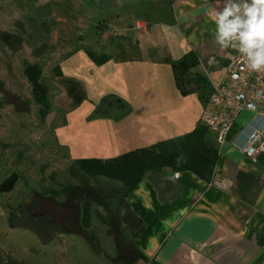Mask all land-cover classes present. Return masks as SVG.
Here are the masks:
<instances>
[{"label": "crops", "instance_id": "1", "mask_svg": "<svg viewBox=\"0 0 264 264\" xmlns=\"http://www.w3.org/2000/svg\"><path fill=\"white\" fill-rule=\"evenodd\" d=\"M94 1L95 15H101L88 43L98 50L68 48L54 67L58 80L75 83V92L64 84L66 100L53 105L45 85L50 107L40 119L50 131H38L45 146L32 150L38 179L32 176L30 192L37 199H21L20 191L10 196L21 189L19 167L3 172L9 158L0 137V264H264V155L252 164L238 147L250 133L253 113L237 117L222 148L214 132L205 135L220 151L213 178L218 186L165 169L146 173L127 192L122 183L88 177L76 165L194 130L213 86L238 52L215 40L213 15L224 0ZM76 41L82 39L70 44ZM191 51L198 61L191 73L199 83L192 84L195 92L183 94L173 67ZM88 52L103 57L101 63ZM12 101L24 109L19 99ZM261 112L264 117V105ZM71 165L77 170L72 181ZM73 189L82 197L71 199ZM85 203L88 228L80 220Z\"/></svg>", "mask_w": 264, "mask_h": 264}, {"label": "rangeland", "instance_id": "2", "mask_svg": "<svg viewBox=\"0 0 264 264\" xmlns=\"http://www.w3.org/2000/svg\"><path fill=\"white\" fill-rule=\"evenodd\" d=\"M94 5V0H0V137L9 158L4 161L6 169L3 172L8 175L11 166H18L16 176L21 186L10 194L12 199L19 191L22 192L21 199H37L34 193L32 195L34 188L30 187L32 176L38 179L37 172L33 174L32 150L45 146V135L44 139L41 136L50 131L39 117V106L33 101L24 70L29 65L38 64L43 70L41 83L49 88L48 96L53 105L66 100L64 84H70L72 94L74 88L71 84L75 83L58 80L54 67L59 64L61 53L66 54L68 48L73 50L78 46L76 51L98 50L92 42L88 43V39H93L96 34L94 22L98 21V16L100 20L101 15H95ZM83 21L88 23L87 27H83ZM74 37H80L82 42L71 45L70 40ZM209 92L205 89L204 96ZM12 98L24 103V109L13 105ZM70 171L72 181V174L76 176L77 170L71 165ZM57 177H61L60 173ZM80 193L83 192L73 189L70 198L79 199L82 197Z\"/></svg>", "mask_w": 264, "mask_h": 264}, {"label": "trees", "instance_id": "3", "mask_svg": "<svg viewBox=\"0 0 264 264\" xmlns=\"http://www.w3.org/2000/svg\"><path fill=\"white\" fill-rule=\"evenodd\" d=\"M88 56L97 64L101 63L103 58L92 52H88ZM197 64V56L191 51L173 67L181 93L189 94L196 91L192 84L197 85L199 82L194 81L196 77L191 73V69ZM24 76L30 86L33 101L39 106L38 114L43 120L50 103L47 98L48 89L41 83V69L36 64L29 65L24 70ZM58 76H61L60 73ZM207 132L208 130L198 123L192 132L184 136L158 141L149 148L135 149L115 158L79 159L76 165L88 177H104L122 183L127 192L136 190L146 173H161L165 169L179 173L189 172L210 184L220 167L221 160L218 149L205 141ZM261 160L260 158L258 163ZM80 220L83 228L89 227L91 220L89 203L83 204ZM147 264L159 263L150 260Z\"/></svg>", "mask_w": 264, "mask_h": 264}, {"label": "built area", "instance_id": "4", "mask_svg": "<svg viewBox=\"0 0 264 264\" xmlns=\"http://www.w3.org/2000/svg\"><path fill=\"white\" fill-rule=\"evenodd\" d=\"M263 105L264 72L248 69L237 52L234 60L213 86L208 97V108L203 111L199 124L215 133L216 145L222 148L228 142L227 137L237 117L245 111L253 113V119L246 126L250 133L243 145H236L247 160L256 164L264 155V117L261 112ZM218 184L216 179L211 182V186Z\"/></svg>", "mask_w": 264, "mask_h": 264}, {"label": "clouds", "instance_id": "5", "mask_svg": "<svg viewBox=\"0 0 264 264\" xmlns=\"http://www.w3.org/2000/svg\"><path fill=\"white\" fill-rule=\"evenodd\" d=\"M213 20L217 44L238 50L248 69L264 72V0H224Z\"/></svg>", "mask_w": 264, "mask_h": 264}]
</instances>
